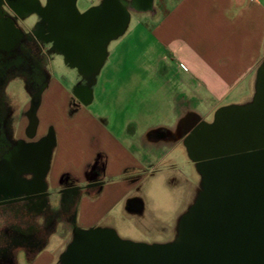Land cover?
Masks as SVG:
<instances>
[{"label":"crops","instance_id":"obj_1","mask_svg":"<svg viewBox=\"0 0 264 264\" xmlns=\"http://www.w3.org/2000/svg\"><path fill=\"white\" fill-rule=\"evenodd\" d=\"M153 2L149 11H136L132 7L128 10L160 16L150 34L163 53L154 61L150 58L151 63L143 68L142 75L145 73L146 77L141 82L152 79L155 91L166 93L164 104L175 125L160 124L145 127L141 132L130 131L129 126L137 117L126 115L125 103L120 100L116 111L117 116L123 115L120 123L123 125L115 130L109 125L103 97L107 98L111 92L108 82L114 70L105 71V79L98 87L104 74L102 68L110 56L107 45L100 67L90 76L88 85L75 87V95L61 99L62 88L57 84L51 87L54 81L50 78L32 118H18L10 126L12 138L27 145H36L51 135L53 144L42 183L47 205L58 216L54 220L44 214L30 218L0 210V236L12 229L26 230L31 225L42 231L37 243L21 241L7 260L0 258V264H58L73 229L78 227L76 221H82L89 211L88 205L101 208L103 217L117 204L124 203L127 207L134 200L130 191L136 180L132 177L142 168L135 151L138 147L156 153L159 159L165 156V150L184 148L180 136L174 140L155 139L149 137L150 133L174 134L191 113L202 120L198 109L209 115L259 67L264 57V0H176L165 10L155 9ZM38 3L43 6L40 0ZM147 87L143 85V92ZM131 140H137L138 147ZM99 157L104 162L100 185L91 176ZM32 168L25 173V179H32L35 167ZM72 184L79 192L74 206L65 211L60 205L68 203L67 189Z\"/></svg>","mask_w":264,"mask_h":264},{"label":"water","instance_id":"obj_2","mask_svg":"<svg viewBox=\"0 0 264 264\" xmlns=\"http://www.w3.org/2000/svg\"><path fill=\"white\" fill-rule=\"evenodd\" d=\"M127 3L109 1L108 17L106 8L79 14L75 0L70 2L72 14L64 16L63 40L68 50L92 54L80 58L92 66L90 76L100 67L107 42L124 31ZM151 5L152 0L132 2L136 11H149ZM190 120L195 127L186 129L183 145L200 174L201 188L181 218L175 240L147 245L122 240L111 228L75 227L58 264H264V60L256 70L249 102L218 109L212 123L201 122L193 113L182 123ZM30 124L33 130L34 120ZM52 144L48 135L43 149L36 146L27 152L32 163H39L33 181L41 188L32 193L45 190L42 180ZM23 172L3 170L0 192L24 183Z\"/></svg>","mask_w":264,"mask_h":264},{"label":"rangeland","instance_id":"obj_3","mask_svg":"<svg viewBox=\"0 0 264 264\" xmlns=\"http://www.w3.org/2000/svg\"><path fill=\"white\" fill-rule=\"evenodd\" d=\"M40 1L46 3V0ZM175 1L154 0L153 6L155 9L165 10L172 7ZM92 3L96 4L91 0H77L76 8L83 13L92 7ZM159 17L128 10V22L124 31L106 44L110 56L102 68L104 74L98 87H101L105 79V71L109 68L114 70L108 82V85H111V92L107 98H105L106 95L103 97V101L107 104L105 109L107 121L114 130L117 126L123 125L120 124L123 121V115L117 116L116 111L119 100L125 103L126 115L131 118L137 117V121L129 126L130 131L141 132L145 127L160 124L175 125L164 104L166 93L155 91L157 87L152 79L151 81L148 79L143 84L141 82L142 78L146 77L145 73L142 75L143 68L151 63L150 58L153 60L163 53L150 34L160 20ZM29 22L33 24L35 18L31 16ZM48 56L49 63L46 66L48 82L51 78L54 81L51 87L57 84L62 88L61 99L71 94L75 95V87L80 88L89 84L90 75L81 73L79 67L69 65V62L58 54L48 53ZM255 74L256 72L239 84L209 115H205L202 108L198 109L202 121L212 123L218 109L240 106L249 102L254 96ZM250 83L251 87H249ZM144 84L148 87L143 92ZM5 95L15 104L17 111L30 105L31 95L25 90L21 77L10 82ZM116 122L119 124H115ZM131 141L130 143L138 147L137 140ZM135 151L138 152L137 157L142 162V168L132 177V180H136L130 191L131 199L134 200L130 201L127 207L124 203L117 204L103 217L101 208H97V205H88L89 211L85 212L82 221H76L77 228L86 230L109 227L125 241L147 245L171 243L176 238L181 218L199 194L200 174L181 146L172 151L165 150V156L161 159L159 155L146 151L144 147H138ZM78 222H82L80 223L82 227L78 225ZM52 244L55 246L57 242L54 240Z\"/></svg>","mask_w":264,"mask_h":264},{"label":"flooded vegetation","instance_id":"obj_4","mask_svg":"<svg viewBox=\"0 0 264 264\" xmlns=\"http://www.w3.org/2000/svg\"><path fill=\"white\" fill-rule=\"evenodd\" d=\"M71 1L46 0L43 6H39L38 0H0V183L3 180V170L17 168L24 171L20 178L24 183L18 186L12 185L8 189H4L2 193L0 192V210L4 212H12L30 218L44 214L53 220L58 216L47 205L43 193L31 192L41 188L37 182L33 181L34 176L38 174L39 163H37L38 166L32 163L27 152L36 146L43 149L45 139L36 145H27L14 140L10 124L18 118L29 120L32 118L33 110L39 103L40 94L48 83L49 76L46 67L49 63L48 53L62 56L69 62V65L79 67L81 73L90 75L92 66L80 58L92 54L73 49L68 50L67 47L70 46L63 40L65 39L64 16L68 14L71 17L72 13L69 12ZM109 1L111 0H100L94 5L92 3L91 9L94 8L98 11L106 8L109 17ZM76 2L77 0H75V6ZM132 2L133 0H128L129 8L132 7ZM31 16L35 18L33 24L29 22ZM17 77L23 79L25 90L31 95L30 105L25 106V109L21 111H17L15 104L10 102L5 95L10 82ZM200 121L203 122L201 119ZM194 125L191 120L187 123L181 121L174 134L170 131H156L150 133L149 137L174 140L176 136H180L183 140L186 129L191 130L195 127ZM27 132L30 133V127ZM21 158L26 160L25 164H20L19 159ZM32 167H35L34 176L31 180H27L25 171L33 169ZM103 168L104 162L99 157L91 169V176L95 178L96 184L100 185L101 183ZM19 191H23V194L14 196ZM67 191L70 194L68 203L64 206L60 205V208L63 207L65 211L74 206L79 189L75 184H72ZM6 232L0 236V258H3V261L8 259L10 252L12 253L16 245L21 244V241L37 243L42 236V231L32 225L23 231L12 229Z\"/></svg>","mask_w":264,"mask_h":264}]
</instances>
